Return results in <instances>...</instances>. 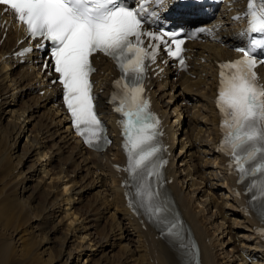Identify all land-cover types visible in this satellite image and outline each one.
<instances>
[{"label":"bare ground","instance_id":"bare-ground-1","mask_svg":"<svg viewBox=\"0 0 264 264\" xmlns=\"http://www.w3.org/2000/svg\"><path fill=\"white\" fill-rule=\"evenodd\" d=\"M244 2L228 0L206 20L213 28L204 39L188 43L192 54L188 70L168 66L165 78L149 77L154 107L167 126L171 152L167 180L172 179L167 186L199 242L202 264H264V241L255 235L259 220L244 209V197L234 193L235 177L219 152L214 100L216 62L230 56L229 45L240 38L239 21L231 14ZM0 15V142L7 139L11 150L19 136H27L20 153L14 150V155L10 152L0 160L8 182L0 196V221L8 217L0 222V264L6 263L13 245L21 257L30 256L40 264L60 259L63 264H186L175 244L166 243L154 225L140 222L125 207L120 179L111 168L112 162L122 159L118 147L110 145L97 153L79 142L57 102V83L49 86L40 70L39 52L20 62L14 51L21 30L13 22L2 26L1 20L9 15L1 10ZM94 63L98 106L112 125L114 116L105 99L117 71L106 56H94ZM261 73L264 80V67ZM30 157L34 161L25 170ZM97 187L93 213L78 216L75 204ZM105 215L112 216V223L101 230ZM93 227L96 232L90 231ZM56 240L60 250L53 244ZM226 242L232 243L229 250ZM116 246L119 250L113 252Z\"/></svg>","mask_w":264,"mask_h":264},{"label":"snow or ice","instance_id":"snow-or-ice-1","mask_svg":"<svg viewBox=\"0 0 264 264\" xmlns=\"http://www.w3.org/2000/svg\"><path fill=\"white\" fill-rule=\"evenodd\" d=\"M184 2L190 8L199 5V0ZM166 3L167 0H143L138 9H132L122 6L119 0H0L5 12L11 11L16 21L26 26L29 37L50 42L53 71L63 86V99L73 127L86 144L98 149L110 141L92 93L90 76L95 68L90 57L99 52L115 62L122 75L114 81L116 91L110 103L124 117L120 124L129 160L126 170L140 181V206L150 218L165 225L168 236L178 240L179 221L161 219L163 209L154 203L159 193H154L148 183L149 177L160 175L159 169L166 161L157 155L161 151L156 143L159 120L149 111L142 84L146 61L155 62L161 45L170 57L186 67L182 56L184 40L177 39L180 32L161 33L144 28L146 16L154 14L148 12L147 6ZM245 15L246 33L264 34V0H248ZM199 31L207 29L201 27ZM164 36L170 39L165 40ZM44 47L43 43L37 44V48ZM256 48L264 49V39H253L247 49L237 48L243 53L242 59L220 65L217 105L223 116V146L232 157L240 182L248 176L258 177L247 191L257 193L252 200H260L264 208V84L259 83L255 70L258 64L252 52ZM31 51L25 48L19 55ZM260 63L264 64V60ZM260 218L264 221V211Z\"/></svg>","mask_w":264,"mask_h":264},{"label":"rangeland","instance_id":"rangeland-1","mask_svg":"<svg viewBox=\"0 0 264 264\" xmlns=\"http://www.w3.org/2000/svg\"><path fill=\"white\" fill-rule=\"evenodd\" d=\"M13 132V131H12ZM11 134H13V133H11ZM14 135V134H13ZM12 137V136H11ZM26 138H27V136L25 135V134H22L21 136H19L18 138H17V145H16V147L14 148V149H11L10 150V147H9V143H8V141H6V140H4L3 139V141H1L0 142V160L2 159V158H4V156L6 155V157L8 156V155H10V152H12V151H14L15 150V154L16 153H20L21 151H22V148H23V146H24V144H25V142H26ZM3 144V145H2ZM10 150V151H9ZM4 151V152H3ZM9 151V152H8ZM13 153V152H12ZM2 155V156H1ZM13 155H14V153H13ZM11 157V156H10ZM32 158H34V157H32ZM30 160V161H29ZM32 160V161H31ZM34 161V159H31V157L28 159V160H26L25 161V163H24V166H23V169H25V170H27V168H28V165L29 164H31L32 162ZM10 163V164H9ZM53 164H56V165H58L59 164V162H54ZM10 165V166H9ZM12 164H11V162H8L7 163V167H8V169L10 168H12L11 169V172H12V170H13V165L11 166ZM1 166V165H0ZM2 167V166H1ZM3 168V167H2ZM2 168H0V196H1V198L3 197V191H4V188H5V183L7 184L8 182L6 181V177H5V175H6V170H4V168H3V170H2ZM14 172V171H13ZM3 175V178H2V175ZM4 179V180H3ZM6 181V182H5ZM4 183V184H3ZM4 186V187H3ZM22 189V188H21ZM97 190H100V188L99 187H97L96 189H94L90 194H88L86 197H85V199H82L81 200V202L79 201L78 203H76L75 205H76V211L79 213L78 214V216L80 215V214H82L83 216H91V214L90 213H93V211H92V208H90V207H93V205L94 204H92L93 202H94V200L95 199H93V198H95L94 196H96L97 195ZM93 194V195H92ZM91 196V197H90ZM76 197H78V195H76ZM86 200H87V202H88V204H87V202H86ZM89 201H90V203H89ZM211 208H213L212 206H211ZM91 209V210H90ZM90 210V211H89ZM13 213V212H12ZM3 215V214H2ZM106 217H105V220L108 218L107 217V215H105ZM110 218H108V221H103V223H104V225H105V227L103 228H101V230H107V228L110 226V224L112 223V216H109ZM8 218V217H7ZM7 218H4V219H2V220H4V221H6V219ZM4 221H0V222H4ZM90 231H92V232H96V230H95V227H93V228H91L90 229ZM60 234H57L56 236H57V238H58V236H59ZM52 235H50V237H51ZM225 235H222L221 236V239L223 238V240L224 241H226V239H227V236H225ZM8 239H10V238H8ZM55 242H56V245H58L56 248L58 249V250H60L61 249V247H60V243H58V241L56 240V241H54V243L53 244H55ZM61 242V241H60ZM231 244L232 243H230V242H226L225 243V249H227V250H229V248L231 247ZM228 246V247H227ZM11 249H12V251L14 252H12L11 251ZM11 249H9V251H11V254L10 253H8V255H9V258H7V261H6V263L5 264H28L29 262V264H40V261L39 262H37L36 260H31V259H29L28 257H30V256H28V257H26V258H24V257H21L19 254H18V251L17 250H14V245L11 247ZM57 249H55L54 250V252H56V253H54V255L56 256V258L59 256L58 254H59V252L60 251H58V253H57ZM117 250H119V247L118 246H116V247H114V251L113 252H117ZM15 252H17V253H15ZM14 254V255H13ZM11 255V256H10ZM17 256V257H16ZM12 257L13 258H17L16 260L15 259H12ZM86 257H87V255H84V256H82V261H84L85 259H86ZM94 258H96L97 256H93ZM18 258H19V260H18ZM24 258V259H23ZM10 259V260H9ZM21 259H23V260H21ZM25 259H26V261H25ZM27 259H28V262H27ZM58 259H59V257H58ZM13 261V262H12ZM24 261V262H23ZM32 261V262H31ZM63 264V260L62 259H60L58 262L56 261V264ZM42 264V263H41Z\"/></svg>","mask_w":264,"mask_h":264}]
</instances>
